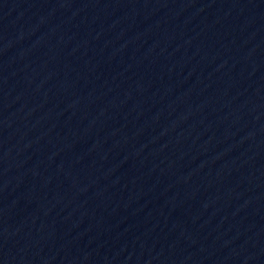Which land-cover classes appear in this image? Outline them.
Wrapping results in <instances>:
<instances>
[{
	"label": "water",
	"instance_id": "95a60500",
	"mask_svg": "<svg viewBox=\"0 0 264 264\" xmlns=\"http://www.w3.org/2000/svg\"><path fill=\"white\" fill-rule=\"evenodd\" d=\"M0 264H264V0H0Z\"/></svg>",
	"mask_w": 264,
	"mask_h": 264
}]
</instances>
